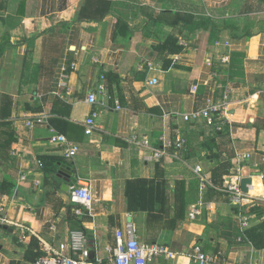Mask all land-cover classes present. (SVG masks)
<instances>
[{
	"label": "crops",
	"instance_id": "crops-1",
	"mask_svg": "<svg viewBox=\"0 0 264 264\" xmlns=\"http://www.w3.org/2000/svg\"><path fill=\"white\" fill-rule=\"evenodd\" d=\"M98 1L111 11L81 19V9ZM166 14H183L195 27L170 26ZM207 21L230 29L200 26ZM153 79L158 85L149 84ZM91 94L95 105L88 103ZM209 99L220 109L216 125L184 121ZM26 113L46 114L48 126L27 128ZM92 113L95 129L87 135ZM176 129L187 144L169 148L161 161L148 160L129 141L137 134L168 148ZM54 133L79 147L75 159L51 144ZM5 134L15 142L0 155V186L12 182L16 189L12 197L0 191V216L7 219L0 264H37L79 231L90 245L85 264H110L106 249L130 220L143 242L175 253L157 264H196L197 246L216 256L213 264H264V248L247 237L264 223V0H0V142ZM196 166L207 177L205 188ZM235 177L240 184L250 178L248 194L255 197L244 232L239 208L223 192ZM140 179L165 182L164 221L131 211L129 184ZM80 183L90 185L94 218L73 213ZM179 187L189 195L184 220L171 229ZM196 204L202 211L191 220ZM20 224L30 233L26 243L18 238Z\"/></svg>",
	"mask_w": 264,
	"mask_h": 264
},
{
	"label": "built area",
	"instance_id": "built-area-1",
	"mask_svg": "<svg viewBox=\"0 0 264 264\" xmlns=\"http://www.w3.org/2000/svg\"><path fill=\"white\" fill-rule=\"evenodd\" d=\"M104 80V77H102ZM158 80L153 79L149 82L150 85H158ZM99 93L105 92V86L100 84L98 87ZM97 94H91L88 97V103L91 105L97 104ZM219 107H217L213 99H209L207 107L200 111L184 116L185 122L197 121L204 118L209 126H214L219 121ZM25 126L27 128H36L38 126H48L49 117L44 113H26L24 115ZM97 113H92L85 121L86 134L91 135L95 129V122ZM130 143L141 148L148 155L150 161H161L167 157L168 149L175 148L176 150H183L187 144L185 136L181 129L175 130V139L169 144L168 148L155 146L151 140L146 136H139L137 134L131 136ZM50 142L52 145L62 148L63 154L67 159H75L79 154V147L71 143L66 136L54 133L51 136ZM248 156H244L247 158ZM194 173L199 178L201 188H205L208 182L207 177L203 175L201 166H196ZM259 178L264 185V171L259 172ZM223 192L229 198L230 204L239 208V220L242 231H246L251 226V211L248 207L254 205L253 196L244 193L240 186V177H235L223 189ZM264 203V198L260 199ZM72 204L75 205L73 209L74 215L83 220L85 217L94 218V198L88 183H80L78 189H74L71 197ZM77 206V207H76ZM202 211V204L191 206L189 217L195 220ZM0 214H4V208H0ZM6 217L0 216V226L6 224ZM18 238L21 243H26L30 237L29 230L25 225H18ZM244 237L239 238V242L243 241ZM89 241L83 231L75 232L70 235V238L58 246L57 249L48 248L46 255L41 257L37 264H85L90 258ZM110 253V264H157L160 259L173 260L176 255L168 247L153 243L143 242L139 235L137 226L133 221H127L121 228L115 230V247H108L106 249ZM196 264H213L217 259L214 255H206L201 248H195Z\"/></svg>",
	"mask_w": 264,
	"mask_h": 264
},
{
	"label": "trees",
	"instance_id": "trees-1",
	"mask_svg": "<svg viewBox=\"0 0 264 264\" xmlns=\"http://www.w3.org/2000/svg\"><path fill=\"white\" fill-rule=\"evenodd\" d=\"M99 3L100 4L97 6H94L93 4L89 6L85 5V7L81 9L80 18L83 20H93L92 17H104L111 11V4L101 1ZM165 16L169 20H172L166 22L170 26L177 27L184 25V27H195V23L190 21L187 16L183 14H166ZM208 25H211V27H214L218 30L230 29V26L227 23H220L219 25H216L212 21H207L200 24V26L203 28H208ZM180 51L181 48H176L175 52L179 53ZM6 105H11L9 97H6ZM14 142L15 137L13 134H5L3 140L0 142V155H3L8 149H10ZM226 186H224V188ZM15 189L16 185L12 182H4L0 186L1 194L7 195L9 197L13 196ZM128 190L130 195L129 200L131 203V211H146L148 213L149 222L151 223L164 221L166 185L163 180H134L129 184ZM177 191L179 193L177 196V206H179V210L173 217L170 218V216H168L167 220V224L171 229L176 227L178 221L184 220L185 211L182 205L183 202L185 203V199H187L189 195L187 193L185 194L183 188L181 187H179ZM204 201L206 203V200L203 198V202ZM200 202L203 203L202 200H200ZM158 206L161 207V210H157ZM262 230H264V223L250 230L247 234L248 240L256 249L264 248V232Z\"/></svg>",
	"mask_w": 264,
	"mask_h": 264
},
{
	"label": "water",
	"instance_id": "water-1",
	"mask_svg": "<svg viewBox=\"0 0 264 264\" xmlns=\"http://www.w3.org/2000/svg\"><path fill=\"white\" fill-rule=\"evenodd\" d=\"M252 183V180L250 178H243L241 180V189L244 193H248V185H250ZM96 258H95V255L93 254V257L91 258V261H94ZM98 264H101V263H98Z\"/></svg>",
	"mask_w": 264,
	"mask_h": 264
},
{
	"label": "rangeland",
	"instance_id": "rangeland-1",
	"mask_svg": "<svg viewBox=\"0 0 264 264\" xmlns=\"http://www.w3.org/2000/svg\"><path fill=\"white\" fill-rule=\"evenodd\" d=\"M100 250L105 253V246H103V247L101 246Z\"/></svg>",
	"mask_w": 264,
	"mask_h": 264
}]
</instances>
